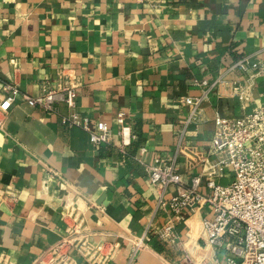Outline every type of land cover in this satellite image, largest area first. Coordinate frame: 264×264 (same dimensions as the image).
<instances>
[{
  "label": "crops",
  "instance_id": "crops-1",
  "mask_svg": "<svg viewBox=\"0 0 264 264\" xmlns=\"http://www.w3.org/2000/svg\"><path fill=\"white\" fill-rule=\"evenodd\" d=\"M244 55L264 59V0H0V84L37 95L42 85L72 83L91 127L106 124L113 139L95 145L82 128L18 99L0 128V188L17 193L0 204V264H29L58 241L64 210L79 211L96 239L118 240L111 264H124L127 237L171 216L167 206L156 210L143 162L175 155L188 111L180 98L201 93L191 80L225 78L183 135L177 164L186 181L202 170L216 113L235 117L264 103V72L229 69ZM232 81L246 92L234 94ZM119 112L136 134L127 155L117 146ZM231 178L226 170L216 181ZM210 213L209 205L184 211L177 243L165 252L153 237L131 264H184Z\"/></svg>",
  "mask_w": 264,
  "mask_h": 264
},
{
  "label": "built area",
  "instance_id": "built-area-1",
  "mask_svg": "<svg viewBox=\"0 0 264 264\" xmlns=\"http://www.w3.org/2000/svg\"><path fill=\"white\" fill-rule=\"evenodd\" d=\"M229 69L251 70L253 74L264 72V59L252 61L250 56L244 55ZM223 81V74L213 81L191 80L200 87L201 93L180 98L188 111L182 120L175 155L170 158L157 156L150 162H143L158 192L156 210L167 206L171 216L157 229L153 230L148 224L140 236L127 237L131 245L124 264L133 263L153 237L176 244L175 221L183 218L184 211L194 212L205 205L210 206L211 213L201 218L199 241L193 250L185 251L184 264H264V103L235 117L216 113L214 133L207 155L201 160L203 166L199 174L186 181L177 164V153L184 148L185 131L202 121L203 103L209 100L212 89ZM230 85L234 94H244L248 87L237 81ZM76 96V86L72 83L56 87L42 85L37 95H29L21 92L16 83L4 81L0 84V128L20 98L58 115L67 126L82 128L95 145L113 143L106 124L99 122L95 128L91 127L87 115L78 109ZM61 105L66 107L65 113ZM116 119L120 137L117 146L122 155H127L136 134L132 125L124 122L123 112L117 113ZM227 168L232 170L231 180L227 183L216 181ZM171 185L176 191L166 197ZM16 195L11 187L0 188V204L14 200ZM61 219L66 233L42 249L29 264H111L116 261L121 251L118 240L96 239L79 211L64 210Z\"/></svg>",
  "mask_w": 264,
  "mask_h": 264
},
{
  "label": "trees",
  "instance_id": "trees-1",
  "mask_svg": "<svg viewBox=\"0 0 264 264\" xmlns=\"http://www.w3.org/2000/svg\"><path fill=\"white\" fill-rule=\"evenodd\" d=\"M155 242H156L155 243L156 248H158L161 251H164L165 250V252H168L167 250L170 249L169 247H166L167 245L165 244V242H163L160 239H157V241H155Z\"/></svg>",
  "mask_w": 264,
  "mask_h": 264
},
{
  "label": "rangeland",
  "instance_id": "rangeland-1",
  "mask_svg": "<svg viewBox=\"0 0 264 264\" xmlns=\"http://www.w3.org/2000/svg\"><path fill=\"white\" fill-rule=\"evenodd\" d=\"M226 170H227V172H228V171H230V172L232 171L231 168H227Z\"/></svg>",
  "mask_w": 264,
  "mask_h": 264
}]
</instances>
